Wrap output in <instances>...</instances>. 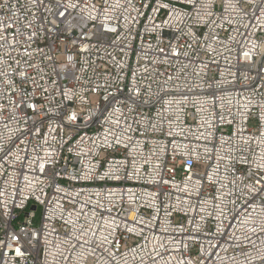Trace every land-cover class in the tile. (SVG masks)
Returning a JSON list of instances; mask_svg holds the SVG:
<instances>
[{
	"label": "built area",
	"instance_id": "obj_1",
	"mask_svg": "<svg viewBox=\"0 0 264 264\" xmlns=\"http://www.w3.org/2000/svg\"><path fill=\"white\" fill-rule=\"evenodd\" d=\"M0 264H264V0H0Z\"/></svg>",
	"mask_w": 264,
	"mask_h": 264
},
{
	"label": "rangeland",
	"instance_id": "obj_2",
	"mask_svg": "<svg viewBox=\"0 0 264 264\" xmlns=\"http://www.w3.org/2000/svg\"><path fill=\"white\" fill-rule=\"evenodd\" d=\"M36 213H37V214L39 213V209L36 210Z\"/></svg>",
	"mask_w": 264,
	"mask_h": 264
}]
</instances>
